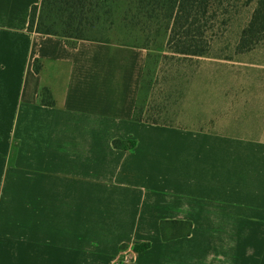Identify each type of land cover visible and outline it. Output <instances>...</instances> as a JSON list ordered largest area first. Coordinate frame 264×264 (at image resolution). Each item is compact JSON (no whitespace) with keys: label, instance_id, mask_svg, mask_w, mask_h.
<instances>
[{"label":"crops","instance_id":"obj_1","mask_svg":"<svg viewBox=\"0 0 264 264\" xmlns=\"http://www.w3.org/2000/svg\"><path fill=\"white\" fill-rule=\"evenodd\" d=\"M39 1L0 0V264H110L141 243L125 264H264L255 73L208 101L223 112L210 130L135 122L145 51L28 34ZM40 85L53 105L37 104ZM160 222L188 223L189 235L162 241Z\"/></svg>","mask_w":264,"mask_h":264},{"label":"trees","instance_id":"obj_2","mask_svg":"<svg viewBox=\"0 0 264 264\" xmlns=\"http://www.w3.org/2000/svg\"><path fill=\"white\" fill-rule=\"evenodd\" d=\"M237 20H242L243 27L233 48L235 53H246L264 40V0H40L29 9L26 33L54 37L68 48H74L79 41H93L144 50L145 64L132 120L170 126L165 123L163 108L145 105L143 93L148 90L145 79L151 55L148 45L131 44V40L149 42L164 37L167 55L179 60L205 59L228 30L225 28ZM47 64L35 58L31 69L42 75ZM36 102L41 106L54 104L42 85ZM111 145L122 147L118 140ZM132 146L128 142L127 148ZM13 151L11 146L10 157ZM158 228L162 241L188 236L190 232V224L184 222H160ZM148 246L134 245L131 252L140 253Z\"/></svg>","mask_w":264,"mask_h":264},{"label":"rangeland","instance_id":"obj_3","mask_svg":"<svg viewBox=\"0 0 264 264\" xmlns=\"http://www.w3.org/2000/svg\"><path fill=\"white\" fill-rule=\"evenodd\" d=\"M241 27L242 20L230 23L217 47L205 59L179 60L167 55L163 48L164 37L149 42L131 40V44L148 45V53L151 55L146 68L148 90L143 93L145 105L163 108L165 112L162 115L166 118V124L200 131L210 130L212 121L220 120L223 112L222 107H207V104L213 97L220 102L221 92L218 91L222 87H244V76L249 73H255L259 86L264 84V70L238 64L244 62L264 67V40L257 43L261 46L240 54L235 53L233 47L224 46L236 42ZM94 37L99 38L98 35ZM221 56L223 60L229 57L231 61H222L218 58ZM223 65H229V69L223 68ZM227 114L236 115V111H227ZM128 256L133 259L134 255ZM128 256L122 264L129 263Z\"/></svg>","mask_w":264,"mask_h":264},{"label":"built area","instance_id":"obj_4","mask_svg":"<svg viewBox=\"0 0 264 264\" xmlns=\"http://www.w3.org/2000/svg\"><path fill=\"white\" fill-rule=\"evenodd\" d=\"M129 254L133 255L132 253H122V254H121V255H122V258H121L120 261H118V260H112V261L110 262V264H122L123 259H125L126 256H128ZM124 261H126V260H124ZM128 261H129V262L132 261V257H131V256H128ZM123 263H124V262H123Z\"/></svg>","mask_w":264,"mask_h":264}]
</instances>
